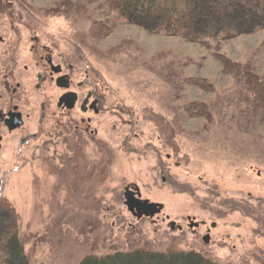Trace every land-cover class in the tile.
Wrapping results in <instances>:
<instances>
[{"label":"rangeland","instance_id":"1","mask_svg":"<svg viewBox=\"0 0 264 264\" xmlns=\"http://www.w3.org/2000/svg\"><path fill=\"white\" fill-rule=\"evenodd\" d=\"M17 1L81 47L84 69L124 115L115 113L113 129L98 119V136L82 138L76 155L57 140L19 169L0 159V199L18 213L29 264L138 248L264 264V110L243 90L244 72H264V32L208 48L116 21L95 0ZM216 52L240 71L224 73ZM130 184L162 212L134 217L124 203ZM185 215L216 222L210 241L204 228L181 236L160 223Z\"/></svg>","mask_w":264,"mask_h":264},{"label":"flooded vegetation","instance_id":"2","mask_svg":"<svg viewBox=\"0 0 264 264\" xmlns=\"http://www.w3.org/2000/svg\"><path fill=\"white\" fill-rule=\"evenodd\" d=\"M32 14L24 3L0 0V159L12 160L18 169L26 160L39 159L42 150L57 140L76 155L82 138L94 141L98 136V119L107 117L113 129L115 113L120 112L109 92L99 86L97 74L84 69L81 47L60 30L34 23ZM128 191L132 198L140 193L136 184L126 186L124 194ZM140 198L154 202L141 193ZM163 208L153 216L132 215L151 219ZM178 221L165 216L160 223L181 236L189 232L199 237L204 228L203 243L205 237L210 241V228L216 227L215 221L207 225L189 215L182 217L183 224Z\"/></svg>","mask_w":264,"mask_h":264},{"label":"trees","instance_id":"3","mask_svg":"<svg viewBox=\"0 0 264 264\" xmlns=\"http://www.w3.org/2000/svg\"><path fill=\"white\" fill-rule=\"evenodd\" d=\"M95 1L116 21L137 25L152 34L179 37L208 48L239 35L264 32V0ZM214 56L224 73L236 74L240 71L237 62L218 52ZM243 77L246 101L264 110V72L256 74L246 71ZM0 264H29L21 240L18 213L5 199H0ZM78 264L220 263L193 250L138 248L105 255L89 254Z\"/></svg>","mask_w":264,"mask_h":264},{"label":"water","instance_id":"4","mask_svg":"<svg viewBox=\"0 0 264 264\" xmlns=\"http://www.w3.org/2000/svg\"><path fill=\"white\" fill-rule=\"evenodd\" d=\"M137 191L138 188H135ZM131 192H126L124 194V203L127 206L128 210L132 212V214L136 217L141 216H153L156 212L160 211V208H162V204H157L154 202H148V200H144L140 198V193H137V197L132 198ZM204 242L207 243L208 239L207 237L204 238Z\"/></svg>","mask_w":264,"mask_h":264}]
</instances>
